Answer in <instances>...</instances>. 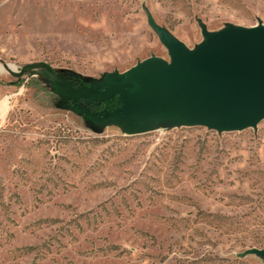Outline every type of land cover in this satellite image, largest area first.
<instances>
[{
	"label": "rangeland",
	"instance_id": "1",
	"mask_svg": "<svg viewBox=\"0 0 264 264\" xmlns=\"http://www.w3.org/2000/svg\"><path fill=\"white\" fill-rule=\"evenodd\" d=\"M255 27L264 0H0V264H264V120L98 111L32 68L82 95L173 61L158 28L197 50Z\"/></svg>",
	"mask_w": 264,
	"mask_h": 264
},
{
	"label": "water",
	"instance_id": "2",
	"mask_svg": "<svg viewBox=\"0 0 264 264\" xmlns=\"http://www.w3.org/2000/svg\"><path fill=\"white\" fill-rule=\"evenodd\" d=\"M174 60L149 58L103 88L90 86L82 95H120L145 106L150 117L173 118L189 125H211L228 131L255 127L264 120V27L208 34L197 50L159 29ZM39 67L61 77L52 68ZM74 89V88H73ZM264 255V250H258Z\"/></svg>",
	"mask_w": 264,
	"mask_h": 264
},
{
	"label": "trees",
	"instance_id": "3",
	"mask_svg": "<svg viewBox=\"0 0 264 264\" xmlns=\"http://www.w3.org/2000/svg\"><path fill=\"white\" fill-rule=\"evenodd\" d=\"M21 80L22 79H19L18 81H16L15 83H12V84L21 85L22 84ZM47 84H48V86H51L49 83H47ZM117 102H118L117 98L115 100H111V101H107V102L103 101V102H101V104L98 107H96V109L98 111L108 110V109L115 110V109L121 107V103H117Z\"/></svg>",
	"mask_w": 264,
	"mask_h": 264
},
{
	"label": "bare ground",
	"instance_id": "4",
	"mask_svg": "<svg viewBox=\"0 0 264 264\" xmlns=\"http://www.w3.org/2000/svg\"><path fill=\"white\" fill-rule=\"evenodd\" d=\"M41 69H44L42 67H39ZM41 71V70H40ZM41 73L47 77L48 79H51L52 82H54V84L59 88L60 91H63V89H67L66 85L63 84V82L57 78L56 76H54L51 72L48 71V69L46 70H42ZM68 86V85H67ZM70 91V90H69Z\"/></svg>",
	"mask_w": 264,
	"mask_h": 264
}]
</instances>
